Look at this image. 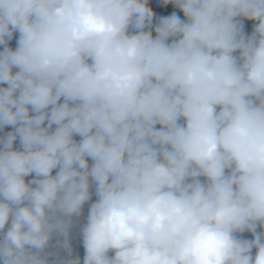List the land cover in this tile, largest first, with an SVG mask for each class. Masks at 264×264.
Wrapping results in <instances>:
<instances>
[{"label": "clouds", "instance_id": "clouds-1", "mask_svg": "<svg viewBox=\"0 0 264 264\" xmlns=\"http://www.w3.org/2000/svg\"><path fill=\"white\" fill-rule=\"evenodd\" d=\"M159 3L0 0V264H264V0Z\"/></svg>", "mask_w": 264, "mask_h": 264}, {"label": "flooded vegetation", "instance_id": "flooded-vegetation-1", "mask_svg": "<svg viewBox=\"0 0 264 264\" xmlns=\"http://www.w3.org/2000/svg\"><path fill=\"white\" fill-rule=\"evenodd\" d=\"M18 38V34H14L13 40L10 41V46L15 47V40ZM11 127L8 126L3 130H0V135H3L5 132L10 131ZM77 139H79L77 137ZM17 147L18 145V141H17ZM94 200V197H93ZM87 210H88V206L83 210V215L78 218L77 220H75L74 225L72 226V228L70 229V233H69V242H77V241H82V235H81V227L83 225V223L85 222L86 216H87ZM62 239V238H60ZM52 245L53 247H50L48 249V251L53 252L54 256L50 257V260L53 259H61V260H68L70 259L72 256L76 255L75 252H73V249L71 247V255H69L68 250L64 249L63 247H57L56 246V239H54L52 241ZM74 253V255H73ZM111 255V253H110Z\"/></svg>", "mask_w": 264, "mask_h": 264}, {"label": "trees", "instance_id": "trees-1", "mask_svg": "<svg viewBox=\"0 0 264 264\" xmlns=\"http://www.w3.org/2000/svg\"><path fill=\"white\" fill-rule=\"evenodd\" d=\"M149 4H151L155 9H157L158 11H160L161 13L164 14H171L172 12H176L177 8L172 5V4H168V5H163L161 3H159V0H149ZM244 23V31L246 34H251L252 28L254 26L252 21H243ZM70 246L73 249V252L76 253V255H73L70 259H75L77 257L80 258L81 260V264L83 262V257H84V248H83V242L82 241H77V242H69Z\"/></svg>", "mask_w": 264, "mask_h": 264}, {"label": "rangeland", "instance_id": "rangeland-1", "mask_svg": "<svg viewBox=\"0 0 264 264\" xmlns=\"http://www.w3.org/2000/svg\"><path fill=\"white\" fill-rule=\"evenodd\" d=\"M149 6H151V7H153L151 4H149ZM153 10L157 13V17H159V16H162V15H169V14H164V13H161L160 11H158L157 9H155L154 7H153ZM176 13L178 14V15H180V17H181V19H183V14L182 13H180L179 12V10L177 9L176 10ZM156 22V20H155V18H154V23ZM94 197V199H95V196H93ZM88 206V204H86L85 206H84V209L86 208ZM244 235L242 236V238H245V239H251L252 238V235H251V233H243ZM254 251V250H253Z\"/></svg>", "mask_w": 264, "mask_h": 264}, {"label": "crops", "instance_id": "crops-1", "mask_svg": "<svg viewBox=\"0 0 264 264\" xmlns=\"http://www.w3.org/2000/svg\"><path fill=\"white\" fill-rule=\"evenodd\" d=\"M246 233H249V232H246ZM244 234H241V236H243ZM252 239V238H251Z\"/></svg>", "mask_w": 264, "mask_h": 264}, {"label": "built area", "instance_id": "built-area-1", "mask_svg": "<svg viewBox=\"0 0 264 264\" xmlns=\"http://www.w3.org/2000/svg\"><path fill=\"white\" fill-rule=\"evenodd\" d=\"M258 231H259V229H258Z\"/></svg>", "mask_w": 264, "mask_h": 264}]
</instances>
